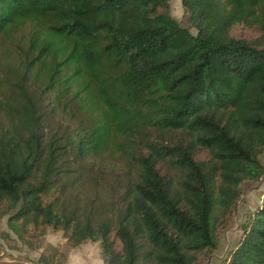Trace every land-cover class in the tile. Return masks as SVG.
<instances>
[{
	"label": "trees",
	"instance_id": "obj_1",
	"mask_svg": "<svg viewBox=\"0 0 264 264\" xmlns=\"http://www.w3.org/2000/svg\"><path fill=\"white\" fill-rule=\"evenodd\" d=\"M181 4L195 33L169 0H0L10 222L99 242L104 264H201L216 249L264 173V0ZM82 187L108 201L65 203ZM227 264H264V194Z\"/></svg>",
	"mask_w": 264,
	"mask_h": 264
},
{
	"label": "rangeland",
	"instance_id": "obj_2",
	"mask_svg": "<svg viewBox=\"0 0 264 264\" xmlns=\"http://www.w3.org/2000/svg\"><path fill=\"white\" fill-rule=\"evenodd\" d=\"M169 4L172 17L191 33H195L187 21L181 0H169ZM232 34L245 39L255 36L242 27H234ZM259 159L264 168V152ZM97 190L86 191L83 187L73 192L67 190L69 193L65 203L77 202L81 207L89 200H96L99 192L107 199L106 191L101 188ZM263 194L264 173L257 181L242 185L240 199L217 230L216 249L201 254V264H227L230 252L241 240L247 223L261 204ZM11 215L12 212H8L5 204L0 202V264H104L99 242L85 241L74 247L62 231L41 225L23 226L19 221L10 222Z\"/></svg>",
	"mask_w": 264,
	"mask_h": 264
}]
</instances>
